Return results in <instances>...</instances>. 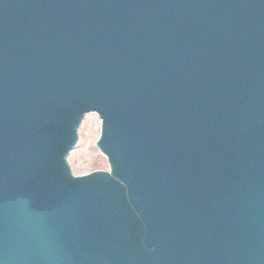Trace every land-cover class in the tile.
I'll list each match as a JSON object with an SVG mask.
<instances>
[{
    "label": "water",
    "instance_id": "water-1",
    "mask_svg": "<svg viewBox=\"0 0 264 264\" xmlns=\"http://www.w3.org/2000/svg\"><path fill=\"white\" fill-rule=\"evenodd\" d=\"M0 264H264V0H0Z\"/></svg>",
    "mask_w": 264,
    "mask_h": 264
}]
</instances>
